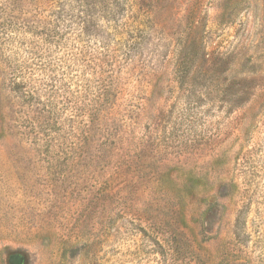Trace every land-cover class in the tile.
Wrapping results in <instances>:
<instances>
[{"label":"rangeland","instance_id":"1","mask_svg":"<svg viewBox=\"0 0 264 264\" xmlns=\"http://www.w3.org/2000/svg\"><path fill=\"white\" fill-rule=\"evenodd\" d=\"M0 264H264V0H0Z\"/></svg>","mask_w":264,"mask_h":264},{"label":"trees","instance_id":"2","mask_svg":"<svg viewBox=\"0 0 264 264\" xmlns=\"http://www.w3.org/2000/svg\"><path fill=\"white\" fill-rule=\"evenodd\" d=\"M54 8H58L57 10L53 11V15L57 14V17L60 18L64 15V7L63 6H56L53 5ZM86 21V20H85ZM31 78H26L24 75L13 77L11 81V90L15 94V98L17 99L18 103L17 109L15 113L18 118L14 119V123L16 124L17 131L21 128V122L30 121L32 123H36V126L42 127V125L49 126L50 120L47 119L48 115L45 114V109L43 103L40 101V95L37 91H34L31 88L30 84H33L30 81ZM30 85V86H29ZM22 130V129H21ZM20 130L21 134L22 131Z\"/></svg>","mask_w":264,"mask_h":264}]
</instances>
